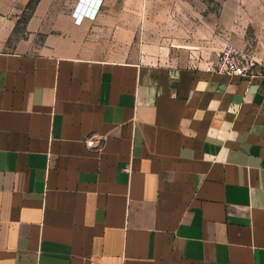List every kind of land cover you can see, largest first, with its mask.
<instances>
[{"label": "crops", "instance_id": "0c3cea01", "mask_svg": "<svg viewBox=\"0 0 264 264\" xmlns=\"http://www.w3.org/2000/svg\"><path fill=\"white\" fill-rule=\"evenodd\" d=\"M31 1L0 0V264H264V76L110 59L103 6Z\"/></svg>", "mask_w": 264, "mask_h": 264}, {"label": "rangeland", "instance_id": "374dc122", "mask_svg": "<svg viewBox=\"0 0 264 264\" xmlns=\"http://www.w3.org/2000/svg\"><path fill=\"white\" fill-rule=\"evenodd\" d=\"M76 3L59 0L55 11L71 12L76 23ZM103 9L115 23L107 36L110 59L208 69L232 52L248 75L264 76V0H105Z\"/></svg>", "mask_w": 264, "mask_h": 264}, {"label": "built area", "instance_id": "2783aa9c", "mask_svg": "<svg viewBox=\"0 0 264 264\" xmlns=\"http://www.w3.org/2000/svg\"><path fill=\"white\" fill-rule=\"evenodd\" d=\"M105 0H92V3L88 5L81 18H79L76 14L74 16L77 24H82L86 19H95L97 14L100 12L103 3ZM80 6L76 9L79 10ZM93 13V14H92ZM232 54V52H230ZM230 54H228L227 58L223 60L218 66H211L208 68L209 71H218L222 74L232 75V76H241L245 77L248 75L249 68L244 62H241L239 59L230 58Z\"/></svg>", "mask_w": 264, "mask_h": 264}, {"label": "bare ground", "instance_id": "6f19581e", "mask_svg": "<svg viewBox=\"0 0 264 264\" xmlns=\"http://www.w3.org/2000/svg\"><path fill=\"white\" fill-rule=\"evenodd\" d=\"M83 3H84V4H83ZM91 3H92V0H82L81 3L79 4V6H80L79 10H76V11H75L74 16H75V14H76L79 18H81L82 15H83V13H84L85 8H86L88 5H90ZM82 4H83V5H82ZM79 6H78V7H79ZM92 14H93V13H92ZM89 19H91V18H89Z\"/></svg>", "mask_w": 264, "mask_h": 264}, {"label": "trees", "instance_id": "16d2710c", "mask_svg": "<svg viewBox=\"0 0 264 264\" xmlns=\"http://www.w3.org/2000/svg\"><path fill=\"white\" fill-rule=\"evenodd\" d=\"M39 0H32L28 6V10L32 13L33 10L35 9L36 4L38 3Z\"/></svg>", "mask_w": 264, "mask_h": 264}]
</instances>
